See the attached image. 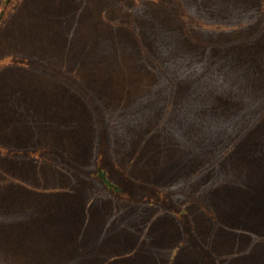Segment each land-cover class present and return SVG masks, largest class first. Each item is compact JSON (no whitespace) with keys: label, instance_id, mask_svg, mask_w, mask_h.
<instances>
[{"label":"rangeland","instance_id":"1","mask_svg":"<svg viewBox=\"0 0 264 264\" xmlns=\"http://www.w3.org/2000/svg\"><path fill=\"white\" fill-rule=\"evenodd\" d=\"M0 149V264H264V0H0Z\"/></svg>","mask_w":264,"mask_h":264},{"label":"crops","instance_id":"2","mask_svg":"<svg viewBox=\"0 0 264 264\" xmlns=\"http://www.w3.org/2000/svg\"><path fill=\"white\" fill-rule=\"evenodd\" d=\"M264 165V162H262V164L260 163V162H258V166H259V168H260V174H261V177H264V168L262 167V166ZM244 172V169H243V171H242V173ZM241 173V174H242ZM210 204V206L211 207H213L212 206V204L211 203H209ZM204 208V207H203ZM205 208L206 209H208V207L207 206H205ZM215 210V209H214ZM234 211H236V210H232L231 212H232V218H241V214L239 213V212H237L238 213V215L236 216V217H233V212ZM212 212V211H211ZM226 216L228 217V218H226ZM226 216H225V218L228 220L229 219V212L228 211H226ZM160 216L159 215H156V216H153V217H151V218H153L154 220L155 219H158ZM212 217H215V220H216V218H217V213H216V211H214V212H212ZM234 220V222H232V221H230V220H228V222L231 224V225H233V227H234V225L235 224H238L239 226H241V227H243V226H245V224L243 223V222H241L239 219H233ZM239 221V222H238ZM226 224V226L228 227V225H227V223H225ZM226 235H228V234H226ZM228 236H230V239L228 240V241H225V242H223L224 243V245L223 246H221V249L220 250H222L223 252L221 253V254H225L226 256H231V254H235V253H238V252H241V251H243L244 250V248H242V247H240L239 248V245H235V246H233V241H232V236H234V232H233V230L231 229V233H230V235H228ZM235 236H241L242 238H243V242H245L249 237H251V233L249 232V231H245V230H239V234H237V235H235ZM263 238H264V236H263ZM247 245L248 246H250L249 245V243H247ZM222 248H224V249H222ZM247 248V247H246ZM250 248V247H249ZM230 254V255H229Z\"/></svg>","mask_w":264,"mask_h":264},{"label":"trees","instance_id":"3","mask_svg":"<svg viewBox=\"0 0 264 264\" xmlns=\"http://www.w3.org/2000/svg\"><path fill=\"white\" fill-rule=\"evenodd\" d=\"M249 37V36H248ZM139 129H140V127H138ZM222 132H224V131H222ZM156 134V132H154L153 133V135H155ZM241 137H239V138H237V139H235L236 141H238L239 139H240ZM0 151H1V149H0ZM10 152H11V150H10ZM100 155H102V151H99V157H101ZM99 159H101V158H99ZM99 170H101V171H98L97 172V175H98V177H99V179H101L103 182H104V184H105V186L108 188V189H110V190H115V192H117L116 194H119L120 195V193L118 192V187H115V186H112V185H114L113 184V182L108 178V174H107V170L106 169H99ZM96 175V176H97ZM170 189V188H169Z\"/></svg>","mask_w":264,"mask_h":264}]
</instances>
